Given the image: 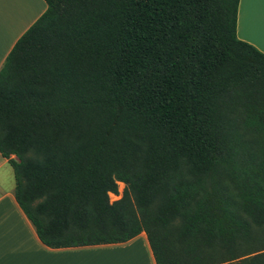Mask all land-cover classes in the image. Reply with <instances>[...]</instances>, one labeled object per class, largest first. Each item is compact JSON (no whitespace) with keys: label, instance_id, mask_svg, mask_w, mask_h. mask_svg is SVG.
<instances>
[{"label":"trees","instance_id":"16d2710c","mask_svg":"<svg viewBox=\"0 0 264 264\" xmlns=\"http://www.w3.org/2000/svg\"><path fill=\"white\" fill-rule=\"evenodd\" d=\"M46 3L0 68V152L42 242L146 232L157 264H264V52L240 0Z\"/></svg>","mask_w":264,"mask_h":264},{"label":"crops","instance_id":"0c3cea01","mask_svg":"<svg viewBox=\"0 0 264 264\" xmlns=\"http://www.w3.org/2000/svg\"><path fill=\"white\" fill-rule=\"evenodd\" d=\"M46 8V0H0V68ZM237 35L264 52V0H240ZM15 187L13 166L0 152V264H157L146 232L122 243L47 246L20 207Z\"/></svg>","mask_w":264,"mask_h":264},{"label":"rangeland","instance_id":"374dc122","mask_svg":"<svg viewBox=\"0 0 264 264\" xmlns=\"http://www.w3.org/2000/svg\"><path fill=\"white\" fill-rule=\"evenodd\" d=\"M124 188H125V183L124 182H119V193L118 194L110 193L111 201L119 199L122 196V194H123ZM121 254H123V253H120V255Z\"/></svg>","mask_w":264,"mask_h":264}]
</instances>
